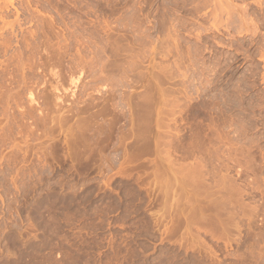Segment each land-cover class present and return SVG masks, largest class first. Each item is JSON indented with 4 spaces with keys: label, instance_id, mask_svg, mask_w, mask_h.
I'll list each match as a JSON object with an SVG mask.
<instances>
[{
    "label": "rangeland",
    "instance_id": "obj_1",
    "mask_svg": "<svg viewBox=\"0 0 264 264\" xmlns=\"http://www.w3.org/2000/svg\"><path fill=\"white\" fill-rule=\"evenodd\" d=\"M263 52L264 0H0V264H264Z\"/></svg>",
    "mask_w": 264,
    "mask_h": 264
},
{
    "label": "bare ground",
    "instance_id": "obj_2",
    "mask_svg": "<svg viewBox=\"0 0 264 264\" xmlns=\"http://www.w3.org/2000/svg\"><path fill=\"white\" fill-rule=\"evenodd\" d=\"M220 2H223V1H220ZM220 2H218V3H220ZM220 4L222 5V3H220ZM223 5H225L224 2H223ZM219 6H220V5H219ZM220 7L222 8V6H220ZM226 7H227V6H226ZM229 7H231V6L229 5ZM227 8H228V7H227ZM227 10H228V12H229V9H227ZM224 12H225V11H224ZM230 12H231V11H230ZM230 12L228 13V16H229V14H231ZM232 12H233V11H232ZM233 13H234V12H233ZM228 18H229V17H228ZM222 19H223V18H222ZM241 19H242V18H241ZM247 19H248V18H247ZM247 19H246V20H247ZM224 21H225V20H224ZM226 21H227V19H226ZM226 21H225V22H226ZM244 23H245V21H244ZM249 23H250V22H249ZM250 24H251V23H250ZM245 26H247V24H245ZM249 26H250V25H249ZM245 29H247V28L245 27ZM248 30H250V29H248ZM248 30H247V32H248ZM250 47H251V46H250ZM248 53H249V52H248ZM263 53H264V52H263ZM246 55H247V54H246ZM261 56L264 57V55H261ZM235 60H236V59H235Z\"/></svg>",
    "mask_w": 264,
    "mask_h": 264
}]
</instances>
